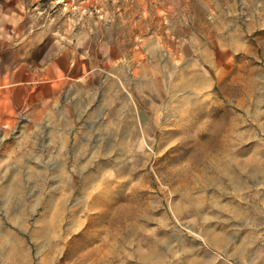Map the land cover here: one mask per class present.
Returning <instances> with one entry per match:
<instances>
[{
  "label": "rangeland",
  "instance_id": "rangeland-1",
  "mask_svg": "<svg viewBox=\"0 0 264 264\" xmlns=\"http://www.w3.org/2000/svg\"><path fill=\"white\" fill-rule=\"evenodd\" d=\"M45 1L44 16L56 14L67 29L92 30L126 54L140 38L155 35L173 67L181 64L180 44H187L194 66L204 70L208 58L220 65L221 77L212 72L210 102H141L136 122L110 131L117 137L109 139L108 155L95 154L94 140L91 170L72 169L58 140L0 138V264H114L122 246L126 256L147 248L166 228L174 230V258L181 244L188 257L209 250L199 233L174 217L165 196H176L181 181L219 178L213 167H219L220 148L236 147L244 160L264 147V102L232 96L247 63L264 61V10L256 9L264 0H237L230 12L234 27L210 26L198 0H187L188 9L186 0L155 7H149L152 0ZM251 53L257 59L249 62Z\"/></svg>",
  "mask_w": 264,
  "mask_h": 264
},
{
  "label": "crops",
  "instance_id": "crops-1",
  "mask_svg": "<svg viewBox=\"0 0 264 264\" xmlns=\"http://www.w3.org/2000/svg\"><path fill=\"white\" fill-rule=\"evenodd\" d=\"M157 4L169 5L152 0L149 7ZM184 4L188 9L187 0ZM45 5V0H0V138L58 140L60 150L72 157V169L91 170L94 140L95 154L108 155V141L117 137L110 131L136 122L141 102L149 107L151 102H210L212 72L220 80V65L215 68L206 58L204 70L197 68L187 44H180L181 64L173 67L174 58H162L155 35L140 38L126 54L92 30L80 33L67 29L70 25L56 14L44 16ZM197 5L210 26L237 25L230 17L237 0H198ZM256 9L264 10V4ZM250 55L249 62L257 59ZM261 64L247 63L243 84H235V99L239 94L240 102H264ZM21 117L25 126L15 135ZM51 126L53 134H46L43 130ZM236 149L218 150L223 152L219 167H212L219 178L181 181L176 196H165L174 217L199 233L209 250L188 257L189 249L181 244L174 258V230L166 228L164 238L147 248L126 256L122 246L114 264H264V147L244 160Z\"/></svg>",
  "mask_w": 264,
  "mask_h": 264
},
{
  "label": "bare ground",
  "instance_id": "bare-ground-1",
  "mask_svg": "<svg viewBox=\"0 0 264 264\" xmlns=\"http://www.w3.org/2000/svg\"><path fill=\"white\" fill-rule=\"evenodd\" d=\"M217 154V153H216ZM218 161V160H217ZM211 164V163H210ZM103 262V261H102ZM101 261H97L96 263H93V264H102ZM105 263V262H104Z\"/></svg>",
  "mask_w": 264,
  "mask_h": 264
}]
</instances>
